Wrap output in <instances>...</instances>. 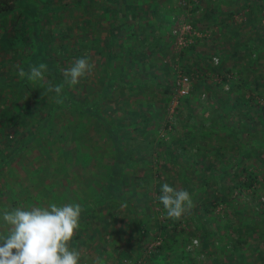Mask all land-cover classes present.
Instances as JSON below:
<instances>
[{
  "label": "rangeland",
  "instance_id": "374dc122",
  "mask_svg": "<svg viewBox=\"0 0 264 264\" xmlns=\"http://www.w3.org/2000/svg\"><path fill=\"white\" fill-rule=\"evenodd\" d=\"M44 1L52 6L64 3L62 9L56 7L53 11L50 10L48 15L43 14L42 17L44 20L50 19V22L43 21V25L55 35L62 34V31L65 34L66 27L71 26L70 34L64 37L68 46L66 52L69 54L65 60L67 69H70L74 62L80 58L87 59L93 66L91 72L79 78V83L76 85L68 83L64 76L62 78L67 83V90L77 94L81 93L83 96L95 95L96 91L100 90L102 84L100 81L105 77L104 59L107 49H109L107 45L111 44L109 28L113 22L112 15H115L114 18L117 16L115 20L118 18L125 23L127 22V27L130 26L134 31H137L135 34H131L129 28L125 32L122 27L114 31L115 39L112 41V45L114 47L113 52L117 51V57L111 67V72L112 75L116 73V78H113V88L104 98L103 104L98 106L106 111L104 112L105 117H119L123 124L127 122L139 124L141 122L138 113L134 114L130 111L136 107L144 109L151 116L145 126H141L140 129L127 124L129 137L124 138V140H128L127 143L132 149H142L143 159L139 157L141 160L138 162L135 172L132 171L134 173L131 174L130 182L124 186L123 193L129 199L127 201L136 206L138 215L146 220L145 224L152 228L162 225L164 222L167 223L170 219L158 200L160 194L156 189L157 181H160L162 185L167 183L176 190H187L193 194L192 207L175 223L170 224L169 222L170 226L175 225L178 231L179 245L177 247L176 244L174 249L172 248L174 252L176 248L177 253L183 248L190 253V258L194 264H211L215 257H217L218 262L213 264H245L243 260L246 261V264H263L264 150L260 145L257 144L250 153L242 155L240 159L243 161L239 162L242 164L250 163L252 169L258 173L259 182L255 188L235 189L229 194L228 199L219 203H215L216 201L213 200V206L209 207L210 213L202 215V205L205 200L212 197L217 186L215 182L217 176L214 175L216 170L218 172L225 171L221 178V183L225 189L233 182L234 176L230 170L239 161L240 143L248 142L249 135L253 131L241 121L244 118L249 119L248 112L256 118H261V114L257 113L256 110L258 104L264 105V76H261L264 74V49L259 48V50L257 46H254L259 51H250L252 57L258 60L255 64L256 67L252 68L248 65L251 56L247 53L249 47L243 50L239 46L243 42L245 44L246 41L249 42L252 36L250 30L252 26L247 21V7L250 5L256 14V19L252 22L253 28L257 27L256 29L264 34L263 0H224L226 2L223 1V3L220 0L221 8H216V3H214L216 0H156L152 9L148 8L147 0H143L140 2L141 10L139 9L140 12L138 11L137 14L121 4L129 0H118L120 1V3L117 2L119 9L110 10L112 14L105 12L103 5L115 6L113 0H87L90 6L88 10L83 5H73L72 1L75 0ZM245 1H247L248 6L243 5ZM213 4L214 6H212ZM210 6L212 8H209ZM207 7L211 9L210 14L204 15ZM230 10L233 11L232 15L226 21H220L222 20L221 17ZM125 11L126 13L123 14ZM96 13L103 14V16L98 22H92L91 27L96 34L95 36L103 43L102 55L97 53L95 46L90 47L93 45L94 39L87 38L83 30L86 26L83 21L85 16L96 15ZM94 15H92L93 18ZM194 18L197 19L195 26L191 22ZM174 30L177 32L175 33ZM99 31L100 33H98ZM152 31L160 41L155 49L147 47L144 50L138 49L137 53L122 52L126 48H133L132 44L139 37H144V39L147 36L148 38L153 37ZM130 35L132 36L130 40L124 38ZM59 42V39L52 41V52L58 50L55 44ZM183 42L185 44H182ZM190 42L193 43V47L188 46ZM235 42L240 43L237 46L240 50L238 54L234 55L231 53L236 45ZM249 44H252L251 41ZM73 53L75 54L72 55ZM222 54L225 55L222 59L223 64L218 66L219 62H215L213 56H217L220 58L218 61H221L220 55ZM0 59L13 60L10 52L6 53L2 48ZM177 67H182V70L186 69L191 74L189 83L191 91L188 96L180 95L175 91L174 82L178 77ZM119 72L125 74L126 78L118 79ZM224 75L231 76V83L233 84L231 91H225L228 81H225V84L222 83ZM241 78L242 81H240ZM243 79L245 80L243 81ZM256 79H262V85L258 84ZM125 81L128 83L144 81L147 85L145 84L143 88L131 87L129 84L121 87L120 85ZM2 86L7 93L1 92L2 95L0 94V96L2 100H6L11 88L9 85H5V82ZM240 92L243 93L242 98L249 96L253 98H248L249 101L245 98V101L235 102V97H240ZM186 97L189 99L187 100ZM227 97L228 100L225 102ZM224 109L226 110L225 113ZM189 110L193 112L194 117L186 125L184 121L188 117ZM221 113H224V116H221L223 121L229 123H224V125L222 123L218 126L216 125L217 122L214 123L215 121L212 120L219 117ZM35 114L37 115L36 111ZM35 114L28 117L33 123L37 119ZM262 116L264 117V112H262ZM252 121L251 124L262 129L259 122L256 124ZM81 122L88 125L85 134L87 140L83 145L88 147L90 143L89 156H91L90 159L89 157L85 159L86 163L83 164V167L79 163H73L72 166L74 167L68 165L73 162V155L77 152L75 150L70 152L71 159H64L65 161L61 156L48 159L47 154L38 155V150H35L36 152L30 151L27 154L28 158L12 159L7 168L0 169V233L6 232L9 227L3 221L5 209L9 211L14 208L30 209L33 206H47L53 202L60 205L64 199L67 200L63 204L75 201L74 204L80 205L87 202L89 196L94 199V202L100 199L99 193L102 190H99V186L101 183H105L106 166L110 162V153L107 155L104 152L109 151L110 141L107 139L104 128L100 127L99 122L93 117H89V119L82 117ZM193 130V134L186 136L188 131ZM101 133L105 134L102 135ZM188 137L190 140H187ZM177 138L185 139L184 143H177L178 140H175ZM56 139L59 140V137L56 136ZM96 139L99 143L98 149H96L95 144L93 145V140ZM258 139L264 140L261 135ZM159 140L166 142L160 143ZM6 141L7 137L1 134L0 153L11 148L8 143L5 145ZM65 145L68 148L74 146L72 141ZM168 148L173 151L178 162H172L168 159L165 152ZM216 149L222 151L226 166L219 164L215 158ZM54 151L53 153H55ZM45 152L48 153L49 150L46 149ZM56 153L64 155L62 152L56 151ZM139 155L136 152V156ZM41 157L48 159L51 165L54 163L56 167L61 164V171L68 166L71 174L77 176L82 189H78L79 191L72 190L74 191L72 198L79 194L76 200H71L67 196L68 190L62 193L64 185L62 188L58 187L62 192L51 188L55 186L48 185L51 179L44 172L36 177V184L38 187L41 185H48L49 187L37 194H35V190L38 188L35 186L36 184L32 185L29 180L27 182L25 180L24 183L21 182L23 168L30 176L37 174L33 171L36 167L32 170L30 167L31 164L38 166ZM46 159L44 161H47ZM208 161L218 164L211 169L204 165ZM11 165L16 167L20 176L10 167ZM26 169H30V171ZM78 169H80L77 171L79 173L83 171L79 176L76 172L74 173V170ZM57 170L54 171L52 177L57 176L60 179L64 177L63 174L65 173L57 172ZM100 170L104 172L101 177ZM129 170L133 169L129 168ZM98 178L101 180L95 182ZM204 180H208L205 188ZM74 185L78 188L77 184ZM114 190L115 188H112L105 194L108 197L103 201V205L97 204L91 214L81 216L83 219L79 222V228L74 231V236L69 242L70 250L78 251L80 254L78 264H96L97 258H99L100 264H118L121 256L118 250L126 249V252L131 253H128L130 255L135 253L136 247L132 245L136 243L139 228L134 219L133 210L126 204L128 202L121 201V197L115 195ZM17 191L18 194H15ZM97 191L99 193H96L94 197V193ZM102 192L105 193V190ZM29 198L33 199L31 204H28ZM146 205L150 206V214L148 215L145 214ZM245 216H252L254 225H242L241 237L245 240L238 242L237 250H242L245 259L234 261L237 257L235 255L230 256L231 253L237 251H231L232 244L237 239L234 227L241 226V221ZM205 231L210 234V239L206 240V242L208 241L206 245L202 238ZM212 236L214 238L211 239ZM160 239V236L154 238V234L151 233L149 240L140 243V250L146 252L153 249V246ZM258 252L263 253V259L258 257ZM172 255L171 257H173ZM123 260L125 261L126 258Z\"/></svg>",
  "mask_w": 264,
  "mask_h": 264
},
{
  "label": "trees",
  "instance_id": "16d2710c",
  "mask_svg": "<svg viewBox=\"0 0 264 264\" xmlns=\"http://www.w3.org/2000/svg\"><path fill=\"white\" fill-rule=\"evenodd\" d=\"M111 1V0H108ZM115 1V6L111 7L108 4L103 5L105 12H111L110 10H114L115 8L119 9L117 2L120 3L118 0ZM124 1V0H123ZM143 0H129L125 1L123 4V7H126L128 9H131L134 14H137L140 12V2ZM146 1V0H145ZM144 1V2H145ZM156 0H147L146 4L148 5V8H153L155 5ZM249 1V0H248ZM244 2L243 5L248 6ZM87 3V5H86ZM64 4V3H63ZM63 4L59 5H50V3L45 2L44 0H0V50L1 48L6 51V53H9L12 55V61H9L8 59H0V94L1 92L3 94H6L5 88H3V83L5 82V85H9L11 88V92L7 94L6 100L3 99L0 96V135L4 134L5 137H7V141L5 145L8 143V146L11 147L8 151H5L3 153H0V169L1 168H7L8 165L11 163L12 159H17L20 157H27V154L30 153V151L38 150V155L47 154L48 159H51L52 157L61 156L63 160L71 159L70 158V152L72 150H75V154L73 162L70 165L71 167L73 163H79L80 165L86 163L85 159L91 156H89V150H90V143L88 144V147L85 144V141L87 138L85 137V134L88 129V125L81 122L82 117H93L97 122H99V126L104 128L107 139L110 141V149L108 152H104L107 155H109V165L106 166L107 177H105V183H101L99 186L100 193L97 191L94 193V197L96 193L100 194V199H98L96 202H94V199L89 196V199H87V202L81 203V214L79 218V222L82 221L81 216L89 215L92 213V211L97 207V204H102L103 201L108 197L105 196L107 192L114 190V194L117 196H120L121 201H127L129 200L123 193L124 186L130 182V179L132 177V173L135 172L137 168L138 162L143 159L142 158V149H132V147L127 143L128 140H124L126 136H128V129L127 124L131 127H135L140 129L141 126H145V124L148 122V119H150V114L147 113L144 109L140 108H134L133 110H130L132 113L137 114L138 117L141 119V122L139 124L127 122L123 124L121 122V119L119 117H111L107 118L104 115V112H106L104 109L99 107V104H103L104 98H106L107 94L110 92V89L113 88V78L115 77L116 73L111 72V67L113 63L115 62V59L117 57V51L113 52L114 47L112 45V41L114 38V31L119 30L121 27L124 29L125 32L128 31V28L130 29L131 34H135L137 31H134L130 26L127 27V22H123L119 20L118 18L115 20V15H112L113 22L111 23V26L109 28V35L111 44L107 45V54L105 55L104 64H105V77L100 81L101 87L100 90L96 91L95 95L87 94L83 96L81 93L77 94L74 91L67 90L66 88V82L63 81V70L65 68L67 69L66 65V58L69 56L67 54V43L64 41V37L70 34L71 26H67L64 31H62V34L58 33V35H55L48 27H45L43 25V21L50 22V19H43L42 15H48V12L50 10H54L56 7L63 8ZM72 4L75 6L83 5L86 10L90 8L87 0H75L72 1ZM85 4V5H84ZM157 4V3H156ZM91 5V2H90ZM262 5L264 6V0ZM261 5V6H262ZM61 6V7H60ZM140 9V10H139ZM155 9V8H154ZM253 7L250 5L247 7V21L251 24L252 29L251 30V38L249 39V42L245 44L244 42L239 46L240 43L235 42V46L232 49L231 54H238L239 50L237 46L241 47L243 50L247 47H249V50L247 53L249 54V64L252 68H255L257 59L252 57V53L250 51L257 50L259 51V48L264 49V34H262L258 29L253 28L252 22L255 21L256 14L253 12ZM139 11V12H138ZM211 9L205 10L204 15L210 14L209 12ZM143 12V11H142ZM232 10L229 12H226L227 14L222 16L220 21H226L231 15ZM123 12V14H125ZM112 14V12H111ZM94 15V14H92ZM91 16H88L83 19L85 22V34L87 38L94 39L93 45L95 46V50L99 55L103 54V48L101 43V40L95 36L94 31H92L91 23L98 22L100 17L103 16V14L94 15V18ZM260 19V17H259ZM197 19H192L191 22L193 25L196 23ZM89 26V27H88ZM126 26V27H125ZM195 26V25H194ZM124 32V33H125ZM100 33V31L98 32ZM153 37L148 38L139 37L137 40H135V43L132 44L133 48H126L123 50V53H137L138 49H146L147 47L151 49H155L157 45L160 44L159 39L157 38V35H154ZM151 33V34H152ZM94 34V35H93ZM126 40H130L132 36L124 37ZM135 38V37H134ZM148 38V39H147ZM55 39H59L60 42L56 43V47H58V53H55L57 51L52 52V41ZM146 40V43H145ZM251 41V45L249 44ZM96 42V43H95ZM109 42V43H110ZM101 43V44H100ZM139 44V45H138ZM54 45V48H55ZM106 45V44H105ZM188 46L193 47V43H188ZM254 46H257L258 49H256ZM88 47V45H86ZM184 49V48H183ZM142 50V51H143ZM180 52V51H179ZM73 53L72 55H74ZM81 54V53H80ZM233 55V56H234ZM87 56V55H86ZM221 56V61H219L218 66H221L222 59L225 57V55ZM220 60V58H219ZM7 63V64H6ZM44 63L47 65V70L45 72V82H41L38 84H33L30 82L27 77L21 78L18 75L19 68L23 67L25 72H29L30 68L33 66H38L39 64ZM103 63V61H102ZM64 67V68H63ZM63 68V69H61ZM179 69V67H177ZM182 68V67H181ZM186 70V69H185ZM184 70V71H185ZM187 73V70L185 71ZM11 75V76H10ZM261 75V74H260ZM259 75V76H260ZM261 76H264L261 75ZM8 78V79H6ZM116 78V77H115ZM126 78L125 74H121L119 72L118 79ZM245 79H243L244 81ZM262 80V79H261ZM257 80L256 82L260 85H262V81ZM7 81V82H6ZM225 81H228L227 87L225 89L226 92L231 91L233 88V84L231 83V76L224 75L222 83L225 84ZM242 81V78L241 80ZM48 83H50L53 87L59 85L62 88V92L59 97L54 92H48L44 94V89L48 86ZM131 85V87L137 86L138 88L145 87L146 82L144 81H135L134 83H128V81H125L120 85L128 86ZM147 85V84H146ZM191 91V88H189V92ZM189 92L184 95L188 96ZM2 95V94H1ZM240 97H235L236 101H245V98L249 101V99L253 98L251 96L249 97H243V93L240 92ZM249 98V99H248ZM57 99H60V103H57ZM188 100L189 97H186ZM228 100V97L225 99V102ZM4 101V102H3ZM191 107V106H190ZM263 111H262V110ZM35 111L37 115L35 114ZM224 109V113H225ZM257 113L261 114V118H256L252 113L248 112L249 119L244 118L241 123H245L248 125L249 129H253L251 135H249L248 142L240 143L241 151L239 155V161H237L235 167L230 170L232 173L233 182L230 184L226 189L221 183V178L225 174V171H219L216 170L214 175H216L215 182L217 183V186L214 189V192L212 193V197L205 200L203 207L202 215L210 213V206H213V200H215V203L222 202L229 198V194H231L232 191L235 189L242 190L247 188L254 189L256 184L259 182L258 173L252 169V166L250 163H239L240 161H243V159H240L242 155L250 153L255 146L260 145L261 148L264 150V140L258 139L261 135L264 139V117L262 116V112H264V105L258 104L257 107ZM224 113H221V115L217 118H215L212 121H215L216 125L220 126L222 123L228 124L229 122L223 121L221 116H224ZM35 114L37 116L36 121L33 123L31 122L28 117L29 115ZM194 117V114L191 110H189L188 117L186 119L185 124L187 125L189 121ZM253 120V121H252ZM89 121V120H87ZM102 121V124L100 122ZM252 123H260L262 125L261 127L251 124ZM21 126V127H18ZM257 126V127H256ZM258 128V129H257ZM239 132V131H238ZM260 132V133H259ZM193 131H188L186 133V136H190V134H193ZM102 135L105 133H101ZM48 136V137H47ZM56 136L59 137V140L56 139ZM51 137V138H49ZM129 137V136H128ZM49 138V139H48ZM106 139V137H105ZM9 140V142H8ZM175 140H178L180 144L184 143L185 139L177 138ZM187 140H190V137H188ZM192 140V138H191ZM54 141V143H52ZM73 142V147H66L65 144ZM105 141V140H104ZM52 144H51V143ZM107 142V140H106ZM160 143H164L166 141L159 140ZM95 144L96 149H98L99 143L96 140H93V145ZM92 145V146H93ZM51 147V149H50ZM49 150L48 153H44L45 150ZM53 150H55L53 153ZM58 152H62L64 155H59ZM1 152V151H0ZM136 152H138L140 155L136 156ZM166 154L168 156L169 160H172V162H178L176 160L177 158L175 155H173V151L171 149H167ZM57 154V155H56ZM70 155V156H69ZM215 158H217V161L222 166H226L223 161V153L219 149H216L215 151ZM69 156V157H67ZM160 156V155H159ZM141 159H140V158ZM28 158V157H27ZM23 159V158H22ZM44 157H41L39 159V164H31L30 169L35 168L33 171L37 172L35 176H30L25 172V169L23 168V171L21 172V182L24 183L29 180L32 185L36 184V177L44 172L50 179L51 182L48 183V185H53L55 187L53 188L55 191L62 192L58 187L62 188L63 186V192H66V190L69 191L67 193V196L71 200H76L77 196L79 197V194L77 196L75 195V198H72L74 191L72 190H78L81 188V183L77 179V176H73L71 172L68 170V166L61 171V164L56 167L54 166V163L47 161H44ZM64 160V161H65ZM20 161H22L20 159ZM218 163H213L211 161H208L207 164H204L205 167H210L211 169L217 165ZM102 165V164H101ZM33 166V167H32ZM221 166V167H222ZM13 168L14 171L17 172L15 166H10ZM204 167V166H203ZM129 168H132L133 170H129ZM30 169H26L27 171H30ZM58 169V170H57ZM81 169V168H80ZM78 170H74V173L76 172L78 176L83 173L77 172ZM57 170V172H63L64 177L58 178L57 176L52 177V174L54 171ZM134 171V172H132ZM18 173V172H17ZM100 177L104 175V172L100 170ZM17 175L20 176L18 173ZM27 177V178H26ZM101 180V178L96 179L95 182ZM65 182V183H64ZM208 183V180H204V188L206 187V184ZM74 184L78 185V188ZM89 185V183L87 182ZM39 186L36 184L38 188L35 190V194L38 192L47 189L49 186ZM112 186V187H111ZM161 188L162 183L160 181L156 182V189L158 190L159 194L161 195ZM1 190V189H0ZM79 191V190H78ZM23 192V191H19ZM1 194V191H0ZM18 194V191L17 193ZM76 194V193H75ZM191 200L193 201V194H190ZM29 203L31 204L33 202V199L29 198ZM67 199H64L61 201V204L63 202H66ZM128 202V201H127ZM75 201L72 202L74 204ZM90 203V204H89ZM27 204V203H26ZM128 206H130V209L133 210L134 219L137 222L139 231L136 236V243L133 247H136L134 255H130V252H126L127 250H118L119 255V262L118 264H194L192 259L190 258V253L185 251L183 248H181V251L177 253V248L175 252L172 250L177 244V247L179 245L178 239H177V233L176 226L173 227L170 226V224L175 223L177 220L168 219V222H164V224H160L156 227H150V225L145 224L146 220L142 219L137 211L136 206L131 204L130 202L126 203ZM103 205V204H102ZM100 206V205H98ZM145 214H150V206L146 205ZM237 211V209H235ZM153 213V211L151 210ZM170 222V224H169ZM247 224L254 225V218L252 216L247 217L245 216L243 220L241 221V226L234 227L235 232L237 233V239L235 240V243L232 244L231 248L233 250H237L238 242L244 241L243 237H241V228L242 225L246 226ZM180 229V228H179ZM182 229V227H181ZM240 230V231H239ZM151 233L154 234V238H157V236H160V240L157 244L153 246V249H149L146 252H143L140 250V243L144 240H149ZM215 234V233H213ZM156 236V237H155ZM210 234L208 232H204L203 240H205L203 243L206 245L208 241L206 240L210 239ZM214 238L213 236L211 239ZM132 249V248H131ZM174 252V253H172ZM130 253V254H128ZM173 254V255H172ZM258 257L263 259V253L258 252ZM171 255L173 257H171ZM236 256L237 258L234 259V261H240L245 259V254L242 252V250H237L230 254L231 257ZM123 258L126 260L124 261ZM215 259L212 261L211 264L214 262H218V260ZM221 262V261H220ZM224 263V262H223ZM243 263L246 264V261L243 260ZM264 264V259H263Z\"/></svg>",
  "mask_w": 264,
  "mask_h": 264
},
{
  "label": "clouds",
  "instance_id": "9594fccd",
  "mask_svg": "<svg viewBox=\"0 0 264 264\" xmlns=\"http://www.w3.org/2000/svg\"><path fill=\"white\" fill-rule=\"evenodd\" d=\"M214 60L219 62L216 58ZM92 67L87 59L80 58L70 69L63 71V76L68 83L76 85L79 78L91 72ZM46 70L47 65L41 63L31 67L29 72L20 67L18 75L38 84L45 82ZM43 89L44 94L54 92L57 97L62 92L61 86L53 87L50 83ZM60 102L57 99V103ZM158 200L167 217L173 220H179L192 207L187 190H176L167 183L162 185ZM81 211L79 204L59 205L54 202L30 209H5L3 221L9 227L0 233V264H78L80 254L70 250L69 242L79 228ZM96 264H100L99 258Z\"/></svg>",
  "mask_w": 264,
  "mask_h": 264
},
{
  "label": "built area",
  "instance_id": "2783aa9c",
  "mask_svg": "<svg viewBox=\"0 0 264 264\" xmlns=\"http://www.w3.org/2000/svg\"><path fill=\"white\" fill-rule=\"evenodd\" d=\"M174 32L176 33L177 30H174ZM195 34V33H194ZM182 44H185L184 42ZM216 58L217 60H219V58L217 56H213V59ZM216 62V60H215ZM178 77L176 79V81L174 82L175 85V91L178 92V94L180 95H186L189 92V88H190V81H191V74L185 72L184 70H182L181 68L178 69ZM196 240L194 239V242Z\"/></svg>",
  "mask_w": 264,
  "mask_h": 264
},
{
  "label": "crops",
  "instance_id": "0c3cea01",
  "mask_svg": "<svg viewBox=\"0 0 264 264\" xmlns=\"http://www.w3.org/2000/svg\"><path fill=\"white\" fill-rule=\"evenodd\" d=\"M219 1H220V0H216V1H214V3H216V8H221V6H222V4L219 3ZM223 1H224V0H222V3H223ZM224 2H226V1H224ZM212 6H214V4H213ZM212 6H210L209 8H212ZM209 8L207 7L206 10H208ZM203 14H204V13H203Z\"/></svg>",
  "mask_w": 264,
  "mask_h": 264
}]
</instances>
